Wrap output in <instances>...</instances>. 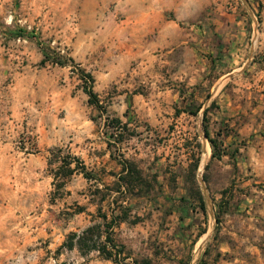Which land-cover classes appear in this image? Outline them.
Segmentation results:
<instances>
[{"label":"rangeland","instance_id":"1","mask_svg":"<svg viewBox=\"0 0 264 264\" xmlns=\"http://www.w3.org/2000/svg\"><path fill=\"white\" fill-rule=\"evenodd\" d=\"M238 21L243 65L220 55ZM263 69L264 0H0V264H264ZM226 80L238 110L220 108ZM58 147L93 178L55 188ZM123 159L144 179L126 197ZM121 203L122 262L61 247Z\"/></svg>","mask_w":264,"mask_h":264},{"label":"trees","instance_id":"2","mask_svg":"<svg viewBox=\"0 0 264 264\" xmlns=\"http://www.w3.org/2000/svg\"><path fill=\"white\" fill-rule=\"evenodd\" d=\"M57 59V60H55ZM46 60L63 64L58 58H51L48 52H44L42 62ZM80 79L84 83V90L89 95V102L96 104L95 94L91 90L92 78L90 74L81 71ZM86 84H88L86 86ZM111 127L115 128V137L121 135V133L116 129V126L120 124V120L116 117L110 119ZM123 127H126L123 125ZM205 136L208 138L212 147L215 148V140L210 138L208 131L204 130ZM129 135H132L129 133ZM118 141L121 138H117ZM63 152L61 147L51 149L49 151V166L53 163H57L56 166L51 168L53 177V186L59 189L63 187L68 179L73 174H82L87 180L93 178L90 171L86 169L83 161L76 155L66 152L64 155H60ZM144 183L141 171L133 164V162L123 159L121 161V170L117 174L116 190L123 194L124 197L137 194ZM102 201L105 196L101 197ZM201 208L204 210L203 206ZM99 221L85 227L80 232H70L65 241L62 243L61 247L71 250L77 248L82 253H87L90 251H97L103 258L110 259L114 262H122L128 255L125 254V247L123 244L116 241L114 238V228L118 227L122 222H129V207L126 205L117 204L111 209L110 215L108 216L105 212H100L97 215ZM102 227V229H101ZM60 247V248H61ZM133 264H151L148 259L133 260Z\"/></svg>","mask_w":264,"mask_h":264},{"label":"crops","instance_id":"3","mask_svg":"<svg viewBox=\"0 0 264 264\" xmlns=\"http://www.w3.org/2000/svg\"><path fill=\"white\" fill-rule=\"evenodd\" d=\"M239 21L236 22L238 25V31L240 32V35L237 34L236 40L229 42L227 44L226 48H223L220 55H222L223 60L224 58L226 60H231L232 64H240L243 65L247 59H249V55L251 54L250 48L248 47L247 43V35L246 32L248 30V27L245 26V23H241L242 25H239ZM248 33V32H247ZM259 43L263 44V40L259 41ZM247 47V48H246ZM222 60V61H223ZM240 68V67H239ZM235 69L233 68L230 72H228L229 79L231 78V74ZM256 79L261 80L260 87H257L254 91L255 93V100L256 104L255 107L259 110L264 108V92L260 91L261 89H264V69L259 72ZM226 83L228 81H222L221 87L218 90L219 94V101L221 102L220 108L223 112H228L227 110L235 111L241 108V102L235 99V96L233 95V92L228 89L226 86ZM258 86V85H257ZM261 113L255 115V122H258L259 116Z\"/></svg>","mask_w":264,"mask_h":264}]
</instances>
